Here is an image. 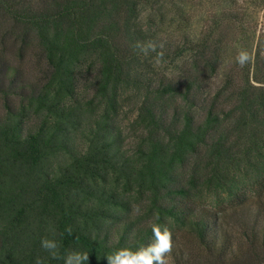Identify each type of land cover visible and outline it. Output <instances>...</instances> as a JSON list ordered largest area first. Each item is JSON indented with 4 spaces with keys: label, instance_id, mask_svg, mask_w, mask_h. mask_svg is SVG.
I'll return each instance as SVG.
<instances>
[{
    "label": "trees",
    "instance_id": "16d2710c",
    "mask_svg": "<svg viewBox=\"0 0 264 264\" xmlns=\"http://www.w3.org/2000/svg\"><path fill=\"white\" fill-rule=\"evenodd\" d=\"M157 1L0 0V18L46 61L33 83L0 56V86L10 84L0 87V264H63L45 237L61 256L88 251V264H107L104 254L151 243L153 224L172 233L171 264H264V34L241 67L217 35L237 17L224 9L181 39L174 55L190 54L177 73L147 82L133 69L149 43L166 57L152 29L161 18L137 20ZM125 90L128 132L116 122Z\"/></svg>",
    "mask_w": 264,
    "mask_h": 264
},
{
    "label": "rangeland",
    "instance_id": "374dc122",
    "mask_svg": "<svg viewBox=\"0 0 264 264\" xmlns=\"http://www.w3.org/2000/svg\"><path fill=\"white\" fill-rule=\"evenodd\" d=\"M157 2L153 6L141 4L137 20L138 24L146 28L148 26V18L156 12L161 18L157 23V27L154 26L152 29H156V33L158 31L161 33L159 42H162L166 57L162 59L163 56L158 55V50L151 51L147 55L144 54L140 57L133 69V72L147 82L154 83L163 75L171 76L177 73V67L190 54V52L185 51L179 57L174 55L173 51L182 42L181 39L185 35L192 36V34H198L206 24H212L211 20L214 18V15L220 14L224 9L237 10V17L223 22L220 27L221 30L220 28L217 29V35L224 36L227 54L231 56V59L237 57L240 50L246 49L248 53L254 51L256 41L261 34H264V0H235V3L232 5L231 0H160ZM21 30V25L19 23L16 24L12 19L5 20L0 18V56L7 59L12 66L18 68L25 79L33 83L43 81L46 61L41 57V52L33 41L23 46L24 44H22L21 40L17 39V35L21 33ZM246 43L248 44L247 46ZM250 47H252V50H250ZM262 54H264V51ZM227 62L228 59L220 64L215 74L210 76V80L207 81L204 87L206 91L214 90V87L219 83L223 71L228 70ZM0 68L2 74H9V71H5L3 66ZM261 84L263 85L264 83ZM9 85L8 78H4L0 87L6 88ZM2 98L3 94L0 91L1 115L5 112ZM14 98L17 99L13 95L9 96V99ZM133 98L131 90H125L119 96L118 103L120 107L118 108L116 122L124 128L125 132H128L129 122L135 115L133 111ZM27 118L25 117L24 119L26 120ZM63 160L64 157L60 154L50 159L51 165H56L58 162H63ZM205 200L209 201L211 199L206 197ZM230 222L232 224L231 232L234 236L233 220H230ZM185 236L187 238V235ZM177 238L180 241L183 240L182 231L177 232Z\"/></svg>",
    "mask_w": 264,
    "mask_h": 264
},
{
    "label": "clouds",
    "instance_id": "9594fccd",
    "mask_svg": "<svg viewBox=\"0 0 264 264\" xmlns=\"http://www.w3.org/2000/svg\"><path fill=\"white\" fill-rule=\"evenodd\" d=\"M141 50L147 55L149 50H155V45L149 43L147 47H142ZM158 55L162 56L163 54L158 53ZM251 60L252 56L246 50H240L236 57V62L241 67L250 63ZM135 211L140 214L139 207ZM67 231L71 234L72 229L69 227ZM151 231L154 239L146 246H141L135 250L129 247H121L104 254L107 264H170V254L173 249L171 231L166 226L159 224H153ZM40 243L52 259H63V264H88V251L73 250L61 256L59 244L55 239L45 237L41 239ZM36 264H43V261L37 258Z\"/></svg>",
    "mask_w": 264,
    "mask_h": 264
}]
</instances>
